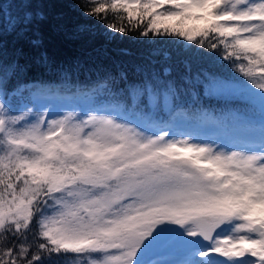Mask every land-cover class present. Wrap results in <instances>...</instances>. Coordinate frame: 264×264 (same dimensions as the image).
<instances>
[{"label":"snow or ice","instance_id":"1","mask_svg":"<svg viewBox=\"0 0 264 264\" xmlns=\"http://www.w3.org/2000/svg\"><path fill=\"white\" fill-rule=\"evenodd\" d=\"M11 2L5 21L0 0V264H264V0L79 4L115 35L171 38L227 62L231 78L195 77L205 95L245 105L198 114L223 139L173 134L182 110L158 115L161 97L178 95L168 63L127 99L100 100L96 88L46 96L18 82L23 66L5 62L4 37L32 33L40 47L34 6L45 0ZM25 93L32 103L14 109ZM53 97L71 106H38Z\"/></svg>","mask_w":264,"mask_h":264},{"label":"trees","instance_id":"2","mask_svg":"<svg viewBox=\"0 0 264 264\" xmlns=\"http://www.w3.org/2000/svg\"><path fill=\"white\" fill-rule=\"evenodd\" d=\"M80 3L81 0H45L34 6L44 17L33 26V33L42 39L40 47L30 43L32 33L23 39L5 35V62L19 60L23 66L18 82L32 83L46 96L56 93L62 98L78 90L96 88L100 100L110 101L112 93L121 92L123 94L119 98L127 99L130 86L150 79L163 64L168 63L173 68L169 79L179 85L178 95L170 102L161 97L157 113L167 120L170 106L188 114L187 119H177L172 130L180 127H177L180 124L178 120H183L189 131L201 133L202 127L211 123L199 121L197 116L200 112L217 117L223 114L227 118L231 111L245 107L239 101L207 96L203 87L195 83V77L203 72L231 78L234 73L227 62L199 50H188L186 44L171 38L149 40L134 33L115 35L98 21L83 15ZM165 52L171 57L167 62L163 60ZM42 56L47 59L43 60ZM186 63L191 66L190 72L185 68ZM122 76L127 79L122 80ZM185 78L192 83H186ZM105 81L109 85L108 90L97 87ZM11 103L18 110L32 100L25 93L13 98ZM218 131L220 137L225 138L226 132ZM209 133L216 134L214 130Z\"/></svg>","mask_w":264,"mask_h":264},{"label":"rangeland","instance_id":"3","mask_svg":"<svg viewBox=\"0 0 264 264\" xmlns=\"http://www.w3.org/2000/svg\"><path fill=\"white\" fill-rule=\"evenodd\" d=\"M18 7L19 6L12 3L11 0H3L2 8H3V16H4L5 21L7 20L8 16L14 14V12L17 10ZM43 103H52L54 111H57V112L62 111L65 107L71 106L66 101H64L63 99H57L55 97H53L50 100L40 101L38 106H40ZM177 123L181 124V125L177 124V127L178 126H180V127L172 130V132H173V134H176L178 136L181 134H192L193 136L199 137L201 139H222V137H220V135H219V131H218L217 127L213 124H208V125H205L204 127H202L201 133H193L186 128V125L184 124L185 121L178 120ZM210 130H214L216 132V134L209 133Z\"/></svg>","mask_w":264,"mask_h":264}]
</instances>
